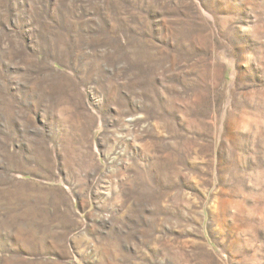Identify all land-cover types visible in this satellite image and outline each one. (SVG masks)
<instances>
[{"label":"rangeland","instance_id":"1","mask_svg":"<svg viewBox=\"0 0 264 264\" xmlns=\"http://www.w3.org/2000/svg\"><path fill=\"white\" fill-rule=\"evenodd\" d=\"M48 140L0 264H264V0H0V142Z\"/></svg>","mask_w":264,"mask_h":264},{"label":"crops","instance_id":"2","mask_svg":"<svg viewBox=\"0 0 264 264\" xmlns=\"http://www.w3.org/2000/svg\"><path fill=\"white\" fill-rule=\"evenodd\" d=\"M2 142H5V140H1ZM2 142H0V148H3L2 146ZM39 141L34 142L31 147L29 148L30 150H28V148L26 149V147L28 145H26L25 150H22L21 147V143L18 145L12 141H10L8 143V146L6 145V147L3 148V150L0 151V155H18L17 152L19 151V153L21 155H65V152H61L58 149L51 147L49 140L48 141H42L40 144H37ZM4 143V145H5ZM30 145V144H29ZM88 146H91V143L88 144ZM52 148V150H51ZM51 150V151H50ZM1 159V158H0ZM5 167V166H4ZM10 175H15V172H13L12 170L9 171V173H5V176H10ZM18 176V174H16ZM28 177V176H27ZM59 186H62L65 190H69L67 189L68 187L66 186V184H63L61 181L60 183H58ZM8 186V185H5ZM79 206H86L87 202L83 199H79ZM86 202V203H85Z\"/></svg>","mask_w":264,"mask_h":264}]
</instances>
